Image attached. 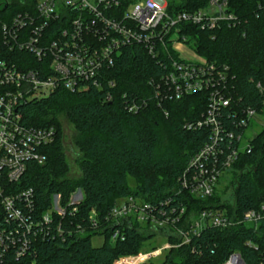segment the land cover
<instances>
[{"label": "built area", "instance_id": "obj_1", "mask_svg": "<svg viewBox=\"0 0 264 264\" xmlns=\"http://www.w3.org/2000/svg\"><path fill=\"white\" fill-rule=\"evenodd\" d=\"M168 5L166 0H35L2 24L4 49L31 58L22 62V69L2 56L0 48V264L33 258L38 240H71L92 233L102 236L109 229L112 242L124 241V229L135 224L166 242L172 239L174 244L167 242L160 249L121 257L115 264H147L169 249L190 245L209 227L220 231L240 227L263 239L264 201L238 215L232 169L241 156L251 154L252 141L259 133L248 138L247 131L260 123L263 113L239 106L231 93L234 77L228 66L199 56L185 33L189 27L213 31L222 22L235 27L240 21L229 12V0H208L206 7L192 12H169ZM255 15L264 20V1ZM135 45L158 62L161 73L147 81L151 97L132 102L129 111L138 112L150 101L164 107L204 94L206 108L201 118L186 121L183 127L187 132L208 130V140L180 174L176 204H171V198L158 206L128 196L102 217L91 210L85 225L74 229L72 223L65 222L78 213L81 191L73 193L67 204L60 195L54 196L50 207L40 212L34 189L18 186L29 164L47 162L46 149L57 137L54 126L25 124L21 108L59 90L75 93L99 89L111 102L116 87L111 70L123 50ZM30 60L38 64L32 66ZM257 88L263 93L261 84ZM262 106L264 110V99ZM225 111L232 121L230 128L223 120ZM225 175L233 189L229 200L217 195ZM214 196L219 198L218 204L195 211L197 201ZM245 246L254 251L261 248L251 240ZM224 264H264V250L254 263L234 252Z\"/></svg>", "mask_w": 264, "mask_h": 264}, {"label": "trees", "instance_id": "obj_2", "mask_svg": "<svg viewBox=\"0 0 264 264\" xmlns=\"http://www.w3.org/2000/svg\"><path fill=\"white\" fill-rule=\"evenodd\" d=\"M263 1L229 0V12L240 21L238 26L222 22L213 31H201L197 27L185 30L199 56L228 66L234 77L231 93L239 106L257 108L260 113L264 111V91L261 93L257 84L264 90V20L256 19L255 13ZM34 2L0 0L2 56L9 62L18 63L22 69H25L22 62L31 57L4 49L1 27ZM207 5L208 0H178L169 2L168 11L192 12ZM30 61L32 66L38 64ZM159 73L161 69L156 60L141 46H131L123 50L111 70V77L116 81L111 102L106 100V92L99 89L75 93L59 90L21 108L25 124L54 126L57 130L55 142L46 149L47 162L29 164L18 184L23 189H34L40 212L50 207L54 196L60 195L63 204H67L78 190L83 194V201L78 205L75 217L65 222L72 223L74 229L77 225H85L91 210L102 217L128 196L158 206L168 198L172 199V205L177 203L178 178L209 135L205 129L187 132L183 125L201 118L206 108V95L190 96L164 107L150 101L138 112H130L132 102L151 97L147 81ZM60 110L67 114L77 133L78 164L82 174L74 180L67 176L69 165L62 145L63 130L57 117ZM227 112H224L223 120L231 126ZM232 169L237 183L234 207L241 215L264 201V130L252 141L251 154L241 156ZM219 201L217 196L197 201L195 211ZM261 229L263 239L240 227L230 231L209 227L190 245L169 250L162 264H224L234 252L254 263L264 250V226ZM124 232V241L112 242L109 229H106L101 233L104 241L97 247L92 244V239L100 236L97 233L78 235L71 240L67 237L38 240L33 258L16 264H115L121 257L139 254L143 244L156 235L138 224L126 227ZM249 240L259 243L261 248L258 251L249 249L245 246Z\"/></svg>", "mask_w": 264, "mask_h": 264}, {"label": "rangeland", "instance_id": "obj_3", "mask_svg": "<svg viewBox=\"0 0 264 264\" xmlns=\"http://www.w3.org/2000/svg\"><path fill=\"white\" fill-rule=\"evenodd\" d=\"M132 1L133 2H144L146 0H132ZM166 1L167 2H172V1L177 2L178 0H166ZM214 13H215V11L212 10L211 14H214ZM191 45L189 46L190 48H191ZM57 117L59 119L60 125H61L62 130H63V144L62 145H63V150L65 153L66 160H67L68 165H69V173L67 176H68V178L74 180V179L79 178L82 174L81 170L79 168V164H78V159L80 157V153H79L78 147L76 146L77 133L75 131L74 126L71 124L69 118L67 117V114L64 111L60 110L59 112H57ZM259 121H260V123H255L247 131L248 138H253L262 129H264V112H263V114L259 115ZM230 182H231V179L228 175L223 176L220 180L222 190H221V192L219 191L217 195H219L220 197H223L226 200L231 199L233 196V189L229 185ZM78 192H79V190L76 191V193H78ZM103 241H104V236H96L92 239V244L96 247L101 246ZM167 242L172 244V245L174 244L173 241H171V240L167 241ZM167 242L165 241V239L160 238L159 236H156V237L154 236L151 238V240L146 241L143 244L140 253L143 254V253L150 252V251H153L156 249H160ZM169 250H171V249H169ZM168 251L163 252L162 255L152 257L148 262L149 263L151 262L154 264H162L165 260V254Z\"/></svg>", "mask_w": 264, "mask_h": 264}]
</instances>
